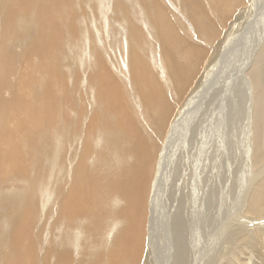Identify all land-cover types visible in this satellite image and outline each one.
I'll use <instances>...</instances> for the list:
<instances>
[{
  "label": "bare ground",
  "instance_id": "6f19581e",
  "mask_svg": "<svg viewBox=\"0 0 264 264\" xmlns=\"http://www.w3.org/2000/svg\"><path fill=\"white\" fill-rule=\"evenodd\" d=\"M74 1L0 0V188L13 181L21 186L30 185L28 193L23 191L27 195L19 191L0 195V231L4 236L0 241V264H45L48 260H54L53 264H264L263 109L256 115L261 106L264 108V0H247L245 6H236L230 0H207L209 8H220L221 13L228 14L226 31L207 51L205 65L202 55L196 61L195 71L188 69L181 80L180 91L187 96L175 114L172 112L174 118L163 149L156 154V173L148 189L146 211L142 210L145 195L139 187L142 184L139 175L134 177V188H139V195L123 186L130 183V177L125 174L131 172V164L125 166L121 162L125 153H129L117 137L134 131L135 117L128 113L131 100L125 101L121 81L114 75L120 57L129 58L126 70L134 83L136 97L141 94L142 101L150 99L153 104L158 87L147 76L151 64L144 49L148 47L137 27L130 28L128 46L121 44L124 48H118L119 40L115 42L109 63L103 55L108 50L104 47L113 44L110 28L122 16L121 3H115V11L112 9L103 16L104 31H101L103 25L93 30L88 27L90 31L86 34L90 45L86 43L84 59L93 58L97 67L88 77L96 87L94 96L102 105L80 106L76 94L82 91L84 76L77 69L70 70L72 84L66 87V98L68 102L71 100L74 116L64 119L58 130L61 140L69 135L76 143L82 137L84 144L76 143L71 168L66 158L71 152L65 140L62 151L55 150L49 160L45 159L54 144L48 129L53 130L58 121L55 97L50 90L55 81L63 83L68 79L67 72H62L60 65L55 66L58 62L68 64L57 48L67 38L66 27L74 39L82 33L77 26L83 11L80 13L74 7ZM141 2L151 7L150 21L156 27L157 37L164 38L175 50L181 46L182 40L175 35L171 22L173 17L166 19L174 6L170 11L159 0ZM199 3L189 6L188 11H198ZM95 18L102 17L95 15ZM169 20L171 24L167 23ZM26 25L28 31L23 35L21 30ZM151 43L154 49L164 48L156 40ZM67 52H70L68 48ZM58 53L63 60L59 61ZM69 60L72 64V59ZM200 67L204 75L197 79L196 74L202 72ZM46 75L43 81L47 90L41 98L52 108L44 106L36 93L39 80ZM134 80L139 81L138 89ZM171 106L163 104L166 109L160 117H167ZM42 129L48 132L47 136ZM237 138V143L243 145L244 174L235 190L246 193V199L240 203L232 201L236 194L232 195L231 191V186H235L233 158ZM95 141L102 143L95 146ZM141 143L143 159L153 163L154 158L145 155L150 153L149 148L143 147L147 142ZM58 158L64 160L58 163ZM50 162L67 168L55 170L48 189L53 196L52 207L39 212L38 192L46 190L44 182L50 177ZM256 167L250 182L248 176ZM91 168L96 169L97 175ZM99 173L101 197L96 189ZM234 205L244 211L238 219L231 218L234 211L230 209ZM52 215V226H48L44 220L49 222ZM246 215L254 220L245 218ZM54 225L77 232L79 238H63L54 231ZM109 233L115 234L106 248L101 240L103 234ZM151 255L154 257L150 258Z\"/></svg>",
  "mask_w": 264,
  "mask_h": 264
},
{
  "label": "rangeland",
  "instance_id": "374dc122",
  "mask_svg": "<svg viewBox=\"0 0 264 264\" xmlns=\"http://www.w3.org/2000/svg\"><path fill=\"white\" fill-rule=\"evenodd\" d=\"M83 1H85V3ZM89 1H91L92 3L89 2ZM145 1L151 2V0H145ZM198 1L200 2L199 6L197 8L198 11H195V12L188 11L189 6L195 5L196 2H198ZM218 1L219 2H226L227 0H218ZM230 1L235 3L236 6H239V5L240 6H245V5H247V0H230ZM81 3H83L84 6H80ZM115 3H121L124 6L123 7L124 9H122L120 11L122 16L119 19L116 17V15L113 14L117 18L115 23L112 24V26L110 28V36H111L113 44L111 42L110 44H112V46H110L109 48H106V46H105L104 48L108 49V50L103 52L104 57L106 56L105 59H106L107 63H109V55L111 54L110 51L116 45V43H117L116 41L119 40V43H118V46H117L118 48H124V46H122L121 44H123L125 46L126 45L128 46L129 45L128 42L130 41L128 39V35L130 37L132 36L130 28L137 27L138 28V32L140 33V37L145 36L144 37L145 39H143V42L145 43V46L148 47V48L145 47L146 49H144V51L146 50L144 53H147V54H145V56L148 59V63L151 64V67L148 68L149 72L147 73V76L150 79L154 80L155 85L158 87V89H157L158 90V94H156L155 98L157 97L156 99H158L157 101H159V103L156 101L155 98L153 100L154 101L153 104H150V102H152V101H150V99H147V101H145V102L142 101V95L140 93H139L140 97L137 96L138 97L137 98L136 95H135V91L133 90L134 89L133 88L134 87L133 86L134 83L131 81L129 75H127V70L126 69H127V63H128L129 58L126 55H123V56L120 57V61H119L118 65H117L119 69L117 70L116 73H114V75H115L116 79H119L121 81L120 82L121 91H123V90L127 91L126 93H128V94H126L123 91V95L124 96L126 95L124 97L125 101H127V100L130 101L131 100L130 101L131 103L128 105V109L130 110V112H128V113L133 118L135 117L134 118V122L135 123L133 124L134 131L131 132V133L127 132L124 135H122L121 137H117V139L120 140V145H122L123 147H126V150L129 153V154L125 153V155L123 156V159H121V162L125 166L131 164V167H130L131 172H128V173L125 174V177H128V176L130 177V183H127L125 185L123 184V186L128 188V189H132L133 191H135L137 193V195H139V188L138 189L134 188V177H135V175H139V177L142 179V184L139 187H140V189L142 191H144V195H145V199H144L145 209H142V210L146 211L148 209V204H149L148 189H149L151 181L154 178V175L156 173L155 170H156L157 161H158V159H157L158 157L156 156V154L157 153L160 154L161 151H162L161 149H163L165 138H166V135H167L166 134L167 130L169 128L170 123L172 122V119L174 118L173 113L175 114V112L177 111L178 107L184 102V99L187 96V94H184L183 92L180 91L181 87L179 85H181V80L182 81L184 80L188 69H191V71H195V69L198 67V65H196V61L202 55L204 57V59H203L204 62L202 61V63L205 65L207 51H209L210 48L214 44H216L218 38L220 36H222L224 34V32L226 31L225 29H226V25H227V22H228V14L221 13L220 12V8L217 9V10L209 8L208 5H207V0H185L184 2L182 0V3L180 2V0H166V1L165 0H159L158 3L161 4V5L164 4L163 6L166 5L165 7L167 9H170V11H171L172 7L174 6L173 7L174 11L172 9L171 12H167L166 19L173 17V18H171V22L173 23L174 32H176L175 35H177L178 38L182 40V42L180 43L181 46H177L176 45L177 49L175 50V49H173V48H171V47H169L167 45V42L165 41L164 38L157 37V35H156V27L154 26V23L150 21L151 18H150V14L149 13L151 11V7L149 5L147 7L144 6L143 3L141 2V0H118V1L117 0H115V1L114 0H95V1L94 0H78V1L75 0L74 1V7L76 9H78L80 13L83 11L81 14H79L80 15V18H79V21H78L79 25L77 26L79 32L81 31L82 33L80 32L81 34L79 35L78 38H76L78 40H76L72 36H70L68 27H66L65 31L67 33L66 34L67 38H65L62 41L65 44L60 42L61 44H59V48L63 45L62 49L61 48L60 49L57 48L59 53H61L63 55L62 56V55H60L58 53L59 61H61L63 59L65 60V58H66L65 61H67L68 64L67 65H63L62 62H58L55 66L60 65L61 69H62V72H67L66 73V77L68 79H67L66 82H63V83H59V82L55 81L53 83V85H52V89L50 90L52 92V94L54 95V97H55V104L57 106V109H54V108L53 109L56 110V112H57L58 121L55 124L53 130L51 128L48 129L49 132H50V135H51L50 139L52 140V142L54 144L50 146V150H51L50 154L45 155V159H47V160H49L50 157H52V155L54 154L55 150L62 151V150H60L63 147V145H64L62 141L65 140L66 142H68V146H69L68 150L71 152L70 156H66V158L68 160L67 163L70 164V168H71L73 166L75 150L77 149V147L80 144V142L82 143L84 141V139L82 137H80V139L78 141L76 140V143L78 144L77 145L74 142V140L71 139V137L69 135L68 136L67 135L63 136V140H61V136H60V133H59V130H58L59 126L64 121V119H66L67 117L73 118V116H74L73 110L70 107L71 100L68 102L67 98H66V87L68 85L72 84V79L70 78V73H71L70 70H71V68L72 69H77L79 74L84 76V81L80 85L81 88H82V91H80V92H78L76 94L77 101L82 103V105H80V106H90V105H92L94 103L102 105L98 100H96V96H94L95 95V91H96V87L91 83V81H90V79L88 77L90 74H92L93 72H95L97 70V67L95 66L94 59L93 58L84 59V58L86 57L85 54H86V51H87V48H88L87 44L89 43L88 40H87L88 31L93 30L94 27L96 29L97 26H98V29H99L101 27V25H103V27H104V28L101 29V31L105 30L106 27H105V24H103L105 22L102 21V20H104L103 16L107 15V13L110 14L111 13L110 10H112V9H113L112 12L115 11V8H114ZM76 4L77 5L79 4V6H77ZM209 4L211 6H213L214 3L210 2ZM145 8H147V13L148 14L146 13V9ZM90 9L92 10V12H91ZM88 11H89V13L91 12L92 14L90 13V15H89ZM99 11L100 12L102 11L101 15H100ZM109 11H110V13H109ZM91 15H92V17H91ZM95 15H99V17L101 16L102 18L100 20L96 19V18L94 19ZM85 16H86V19H85ZM88 17H90V18H88ZM88 19H89V21H88ZM98 20L102 24L97 23V22H99ZM84 21L86 22V24H84L85 23ZM93 22H95L94 23L95 26L91 24ZM171 22H170V20L167 21V23H170V24H171ZM128 23H129V25H128ZM115 25H116V27H115ZM80 27H82L81 30H80ZM88 27H89L90 30L88 29ZM128 28H129V30H128ZM125 29L127 30V32H126ZM27 31H28V26L26 25L25 28H22L21 33H23V35H26ZM119 32H122V33H119ZM21 33H20V36L22 35ZM68 34H69L70 37H68ZM115 34H117V35L120 34V35L119 36H117V35L115 36ZM123 37H124V40L122 39ZM80 39L81 40L84 39V41L86 40L87 42L86 41L85 42L81 41ZM113 39H115V40H113ZM153 40H156V41L160 42L164 46V48L162 47L163 48L162 49L160 47L161 48L160 49L159 46H157L154 49L153 47H155V45H154V43H151ZM79 41L82 42V43H80ZM84 44H86V45H84ZM64 45H66V46L64 47ZM89 45H90V43H89ZM81 46H83V47H81ZM149 47H151L153 49L152 52L150 51L151 49ZM67 48L69 49L70 52H67ZM83 49H84V52H83ZM98 49H96L97 52H98ZM244 49L247 50V48H244ZM61 50H63V51H61ZM162 50H164V52H162ZM245 50H243V53H244ZM64 51L67 52L68 54L67 53L64 54L63 53ZM154 51H156L157 53L154 52ZM205 52H206V54L204 55ZM150 54L153 55L154 58L151 57ZM187 54H189V55H187ZM155 55H157V56H155ZM242 55L243 54L241 53L240 56H239L241 59H242ZM60 56H62L63 59H61ZM148 56H149V58H148ZM247 56H248V54H246L245 58ZM80 57H82L81 60H78ZM70 58L72 59L71 60L73 62L72 64L69 63L70 62V60H69ZM156 58H157L158 64L156 62ZM211 58H213V57L210 56V60H211ZM150 60H152L153 63ZM162 60H166L167 62L166 61L163 62ZM124 61H125V63H124ZM164 63H165V65H164ZM166 65H167V67H166ZM153 67H155V68H153ZM107 68H108V66H107ZM63 69L64 70L66 69V71H63ZM120 69H121V71H120ZM202 70L203 69L201 68L200 72ZM124 74H126V75H124ZM48 75L42 77L39 80V82L37 84V87H36V93L40 96V100H41V102H42V104L44 106L52 108L48 104L44 103V101L41 98V96L44 95V93H46V90H47L46 88H44V87H46V82L43 81V80ZM203 75H204V71H202L200 74H196V77H197V79H198V77L202 78ZM130 82H132V84ZM134 82H135L136 88L138 89L139 88V86H138L139 81L134 80ZM195 83H196V81H194L193 85ZM173 92L174 93L176 92V94H173ZM129 97H130V99H129ZM126 98H128V99H126ZM139 100H140L141 104H140ZM168 103H170L172 105L171 106L172 109L170 111L171 113L169 112L167 117H160L161 114H164V111L166 109L165 107L164 108L162 107L163 104L167 105ZM73 105H78V104H73ZM151 109L153 110V112H152ZM262 109H263L262 117H263V120H264V108H263V106H261L258 109V111L256 112V115L259 112H261ZM105 115L107 116L106 112H105ZM172 115H173V117H172ZM42 130H43L44 136H47L48 132L45 129H42ZM156 132H159V133H156ZM157 134H158V136H157ZM69 139H71V140H69ZM98 139L100 140L101 138H98ZM141 141L147 142V145H145L143 147L144 148H149L150 153L149 154H145V155H147L148 158H150V155H151V157L154 158L153 163H152V161L149 162V163H148V161H145L146 158L143 159L144 154H141V146H142V145H140V144H142ZM73 142H74V144H72ZM237 142H239L238 138H237V141H236L235 147H234V154L235 153L236 154L234 155V158H233V165L235 164L234 165V172H233V179H234L233 183L235 184V186L234 187L231 186V188H233V189H231V191H232V195L236 194L235 197H234V200H232V201L236 200L238 203H240L242 200L246 199V193H236L237 189L235 190V188L238 187L239 183L241 182V180H242L241 178H242V176L244 174V172H243L244 159H242V156H243V145L240 144V143L238 144ZM93 143H94L95 146H98V145H100L102 143V141L99 144H98L97 141H95ZM70 144H72V145H70ZM82 144H84V142ZM128 148H132V150H129ZM52 149H54V150H52ZM237 151L240 152V153L237 154ZM63 160H64V158L63 159L58 158L57 162L60 163V161H63ZM235 161H236V163H235ZM50 166H52V167H51V173L49 174V176H50L49 179L46 178L45 182H44V179H43L42 182H41V183L44 182V186H45L47 192H45L46 191L45 189L41 190L40 192H38L39 193L38 195H40V196H38V209H39V212L40 211L41 212H43V211L47 212L48 209H50L52 207L53 196H52V193L48 191V189L51 188V183L54 180L55 170L59 169V167L61 169L62 168L63 169L67 168V167H64L62 165L58 166V164L56 162L51 163ZM238 167H239V169H238ZM257 169L258 168L256 167L249 174L248 179L250 180V182L253 179V174H254V172L257 171ZM90 171L94 172L97 175L96 169L91 168ZM239 174L241 175V177H240ZM236 175H239V176H236ZM254 183L255 182L251 183V185L254 184ZM22 186L25 187L26 189L24 190V188ZM22 186L19 185L16 181H13L12 183H8V185H6L5 187L0 188V195L9 194V193H11V195H13L17 191H19L22 194H24L23 191L28 193V191H26V190H28L27 188L30 185L27 183V186L26 185H22ZM96 189H97L99 197H101V174L100 173H99V178H98V183L96 185ZM7 191H8V193H7ZM24 195H27V194H24ZM45 205H46V208H43V206L45 207ZM114 205H116V204H114ZM117 207L120 208L121 206L119 205ZM239 208H240L239 205L238 206L234 205L230 209V211H234V214L232 215L231 218L238 219L240 217L241 213L244 215V211L239 209ZM204 212H205V210L202 211V218H203ZM244 217L254 220L251 217V215H246ZM49 218H48V220H49L50 223L47 221V219H45L44 221H45L46 225L49 224L48 226H52L51 224H52L54 215H52ZM260 221H263V220H260ZM238 224H241V223L239 222ZM62 226H60V225L55 226L54 225L53 226V228L55 227L54 231L56 230V232L58 234L61 233L60 235H62L63 238H67V237L68 238H72V239H75V238L78 239L79 238L80 234H76L77 232H73L69 228L68 229L66 227L63 228ZM244 226H246V225L244 224ZM65 228H66V230H65ZM114 234L115 233H109L108 236H105L104 234L102 235L103 239L101 240V243H103L106 248L109 246L110 241H111V236H113ZM47 236H49V235H47ZM47 236H45V237H47ZM3 238H4V236L1 234V231H0V241H3L4 240ZM67 241L70 242L71 244L72 243L75 244L74 243L75 241L74 242H71L69 240H67ZM1 246L2 245H1V242H0V248H1ZM100 247H101V244H100ZM151 256L152 257H150V258L154 257L153 255H151ZM145 260H146V258H145ZM46 263L47 264H53L54 260H48V261L45 262V264ZM249 264H250V262H249Z\"/></svg>",
  "mask_w": 264,
  "mask_h": 264
}]
</instances>
